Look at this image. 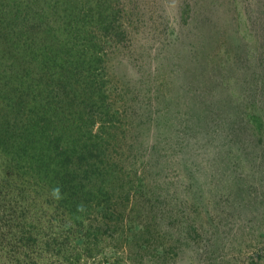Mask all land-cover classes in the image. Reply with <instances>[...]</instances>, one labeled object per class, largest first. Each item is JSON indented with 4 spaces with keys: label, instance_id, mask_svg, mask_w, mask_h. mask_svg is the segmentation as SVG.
I'll use <instances>...</instances> for the list:
<instances>
[{
    "label": "rangeland",
    "instance_id": "rangeland-1",
    "mask_svg": "<svg viewBox=\"0 0 264 264\" xmlns=\"http://www.w3.org/2000/svg\"><path fill=\"white\" fill-rule=\"evenodd\" d=\"M52 1L37 21L106 67L113 202L76 222L0 161V264H264V0ZM53 58L31 63L59 100Z\"/></svg>",
    "mask_w": 264,
    "mask_h": 264
},
{
    "label": "trees",
    "instance_id": "trees-1",
    "mask_svg": "<svg viewBox=\"0 0 264 264\" xmlns=\"http://www.w3.org/2000/svg\"><path fill=\"white\" fill-rule=\"evenodd\" d=\"M43 1L0 0V161L16 170L17 182L19 176L23 184H29L30 192L59 196L54 210L61 207L79 222L90 206L113 202L107 187L111 169L104 157L109 144L105 145L102 135H111L104 121L113 120V115L107 116L110 107L105 104V91L94 84L106 67L104 61L93 56L95 45L79 42L83 35L76 28H69L65 37L58 34V29L43 28L37 21ZM53 1L57 8L60 4L67 8L66 0ZM67 1L74 9L79 4V0ZM44 34H48L47 39ZM34 51L40 53L34 55ZM50 51L58 66L51 72L66 93L59 100L51 97L57 96L55 87L51 88L49 80L38 78L39 70H33L31 63L34 56ZM81 79L87 82L76 90L74 84ZM252 116L255 124L259 116ZM94 127L98 129L94 131ZM16 228L10 226L18 235ZM40 234L21 236L26 251L31 249L28 242L37 244L38 237L33 235Z\"/></svg>",
    "mask_w": 264,
    "mask_h": 264
}]
</instances>
